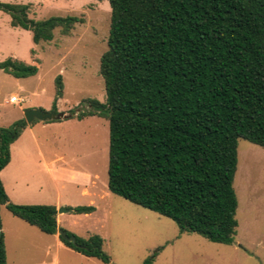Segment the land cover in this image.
<instances>
[{
    "label": "trees",
    "instance_id": "1",
    "mask_svg": "<svg viewBox=\"0 0 264 264\" xmlns=\"http://www.w3.org/2000/svg\"><path fill=\"white\" fill-rule=\"evenodd\" d=\"M108 2V50L100 62L106 103L89 101L91 111L77 120L109 121V192L172 220L181 234L233 245L238 142L264 149V0ZM0 11L12 27L32 32L36 45L52 42L57 29L67 36L83 23L79 17L34 21L25 5L0 4ZM0 70L17 79L38 73L37 66L14 59L0 63ZM55 88L59 99L61 76ZM28 126L20 120L0 128V173ZM3 206L44 234L58 233L55 206L15 205L0 179ZM69 210L87 215L95 208ZM0 232V264H7L1 218ZM75 238L77 245L60 237L71 250L111 263L100 236Z\"/></svg>",
    "mask_w": 264,
    "mask_h": 264
},
{
    "label": "rangeland",
    "instance_id": "2",
    "mask_svg": "<svg viewBox=\"0 0 264 264\" xmlns=\"http://www.w3.org/2000/svg\"><path fill=\"white\" fill-rule=\"evenodd\" d=\"M0 4L28 6V17L34 21L83 19L69 35L57 29L52 42L36 45L32 32L12 27L11 17L0 11V63L14 59L38 67L37 75L25 79L0 70V128L25 120L29 110L67 116L53 128L36 124V141L27 135L11 146V164L5 175L6 183L11 177L16 180L18 189L12 196L17 202L55 206L59 230L74 237L100 236L110 264H143L146 260L152 264H264L263 148L245 140L238 142L234 244L181 234L172 220L109 192V121L100 117L77 120L79 114L91 111L89 101L106 103L100 62L108 50L111 27L108 0H0ZM59 76L64 89L57 99ZM13 97L22 102L12 103ZM76 207H94L95 211L74 215L69 208ZM65 209L68 211L61 213ZM0 218L3 235L16 227L14 222L21 223L5 208L0 209ZM10 255L17 262L22 257ZM82 259L68 254L66 264H103Z\"/></svg>",
    "mask_w": 264,
    "mask_h": 264
},
{
    "label": "crops",
    "instance_id": "3",
    "mask_svg": "<svg viewBox=\"0 0 264 264\" xmlns=\"http://www.w3.org/2000/svg\"><path fill=\"white\" fill-rule=\"evenodd\" d=\"M26 100V99H25ZM27 101V100H26ZM41 123L42 128H53L56 123L49 122H37L29 125L26 130L22 133L20 138L14 142L12 145L17 144L23 139H26L27 135L36 141V137L34 134V126L36 124ZM11 145V146H12ZM11 150V147H10ZM11 153V152H10ZM11 164V162H10ZM10 164L1 171L0 179L3 183L4 189L8 195V198L11 203L16 205H22L20 202H17L12 193L17 191V185L15 183V178L11 177L9 181L6 183V171L9 168ZM14 194V193H13ZM5 208V206L1 207ZM57 209V208H56ZM7 210V209H6ZM8 211V210H7ZM14 217V216H13ZM16 218V217H14ZM19 222L15 223V228H10L8 234L4 235L5 245H6V253H7V264H23L21 261H25L28 264L31 261L33 264H66V258L68 254H76L83 258V262H93V260H97L95 258H88L79 254L70 248L66 247L61 239L59 233L56 235H47L42 233L39 229L30 226L26 222L16 218ZM57 223H58V215H57ZM59 226V223H58ZM3 231V225H2ZM59 231V230H58ZM49 239H47V238ZM14 253V255H20L19 261L17 262L10 253ZM26 258V259H25ZM64 260V263H63ZM99 261V260H98ZM94 264V263H92Z\"/></svg>",
    "mask_w": 264,
    "mask_h": 264
},
{
    "label": "water",
    "instance_id": "4",
    "mask_svg": "<svg viewBox=\"0 0 264 264\" xmlns=\"http://www.w3.org/2000/svg\"><path fill=\"white\" fill-rule=\"evenodd\" d=\"M67 116L63 113L58 114L57 112H44L42 110H29L25 113V120L28 125L33 124L35 121L39 122H52L66 120ZM68 210H62L61 213L67 212ZM60 237L73 245H77L76 238L74 236L69 237L68 234L62 230L58 231ZM1 237V232H0Z\"/></svg>",
    "mask_w": 264,
    "mask_h": 264
},
{
    "label": "built area",
    "instance_id": "5",
    "mask_svg": "<svg viewBox=\"0 0 264 264\" xmlns=\"http://www.w3.org/2000/svg\"><path fill=\"white\" fill-rule=\"evenodd\" d=\"M11 102H12V103H20V102H22V100L13 97V98H11Z\"/></svg>",
    "mask_w": 264,
    "mask_h": 264
}]
</instances>
